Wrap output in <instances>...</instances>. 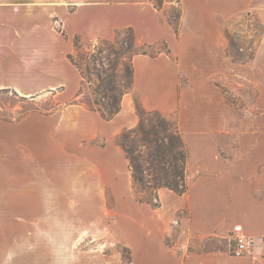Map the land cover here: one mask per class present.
I'll return each instance as SVG.
<instances>
[{
  "label": "crops",
  "instance_id": "crops-1",
  "mask_svg": "<svg viewBox=\"0 0 264 264\" xmlns=\"http://www.w3.org/2000/svg\"><path fill=\"white\" fill-rule=\"evenodd\" d=\"M174 6L175 25L167 18ZM231 8L264 22V0H163L160 8L152 0H0V91L55 93L64 108L32 117L52 126L48 136L73 130L76 143H109L138 124L136 102L177 123L188 151L187 191H158L160 206L152 211L161 223L127 231V264H264V127L257 110L264 83H249L254 109L240 113L218 83L203 80L215 74L214 56L228 58L215 40L222 39L218 20L230 18ZM127 29L147 54L133 57V88L120 112L106 121L67 105L81 85L68 60L78 53L75 39L84 47ZM34 131L39 135V127ZM237 225L253 241L242 257L232 256L228 239Z\"/></svg>",
  "mask_w": 264,
  "mask_h": 264
},
{
  "label": "rangeland",
  "instance_id": "rangeland-1",
  "mask_svg": "<svg viewBox=\"0 0 264 264\" xmlns=\"http://www.w3.org/2000/svg\"><path fill=\"white\" fill-rule=\"evenodd\" d=\"M230 10V18L218 20L222 39L215 45L229 48L232 57L244 63L214 56L215 74L203 80L218 83L228 103L241 113L254 109L256 94L249 83H264V22ZM177 15L175 6L167 12L172 23ZM127 37V30H121L117 39ZM261 91L257 110L263 113L264 127V88ZM54 94L21 98L0 91V125L8 127L0 130V264H79V258L82 264H127V231L133 225L161 223L133 182L117 145L127 129L109 143L104 137L76 143L73 130L48 136L52 126H39L32 117L64 108ZM34 127H39V135ZM228 239L233 256L231 232Z\"/></svg>",
  "mask_w": 264,
  "mask_h": 264
},
{
  "label": "trees",
  "instance_id": "trees-1",
  "mask_svg": "<svg viewBox=\"0 0 264 264\" xmlns=\"http://www.w3.org/2000/svg\"><path fill=\"white\" fill-rule=\"evenodd\" d=\"M152 1L160 8L163 0ZM127 33V38L117 39L120 35L118 31L113 40L89 43L85 52H80L82 44L75 39L79 58L76 60L75 56L68 55V60L78 70L81 85L67 105L82 106L98 113L106 121L120 112L122 97L133 88V57L147 54L146 48L136 45L132 29H127ZM226 55L234 63H244V60L234 59L229 48ZM92 84L95 85L91 88ZM136 113L139 124L125 130L117 145L128 162L133 182L146 194V204L156 209L160 206V189H168L179 196L186 193L188 151L176 121L167 120L160 112L146 111L138 102ZM148 192L154 194V200L150 199Z\"/></svg>",
  "mask_w": 264,
  "mask_h": 264
},
{
  "label": "built area",
  "instance_id": "built-area-1",
  "mask_svg": "<svg viewBox=\"0 0 264 264\" xmlns=\"http://www.w3.org/2000/svg\"><path fill=\"white\" fill-rule=\"evenodd\" d=\"M231 237L235 242L234 255L236 257H241L252 249L253 241L244 234L240 225L233 227Z\"/></svg>",
  "mask_w": 264,
  "mask_h": 264
}]
</instances>
